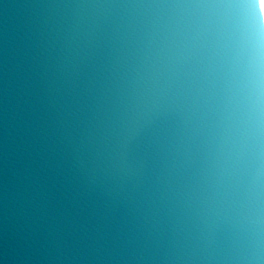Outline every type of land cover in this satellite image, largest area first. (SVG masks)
Masks as SVG:
<instances>
[{
    "label": "water",
    "instance_id": "obj_1",
    "mask_svg": "<svg viewBox=\"0 0 264 264\" xmlns=\"http://www.w3.org/2000/svg\"><path fill=\"white\" fill-rule=\"evenodd\" d=\"M0 264H264L256 0H0Z\"/></svg>",
    "mask_w": 264,
    "mask_h": 264
},
{
    "label": "snow or ice",
    "instance_id": "obj_2",
    "mask_svg": "<svg viewBox=\"0 0 264 264\" xmlns=\"http://www.w3.org/2000/svg\"><path fill=\"white\" fill-rule=\"evenodd\" d=\"M258 2L259 10H264V0H256V3Z\"/></svg>",
    "mask_w": 264,
    "mask_h": 264
}]
</instances>
